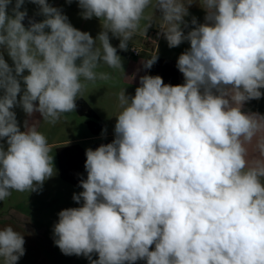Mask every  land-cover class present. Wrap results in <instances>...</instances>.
<instances>
[{
	"label": "clouds",
	"instance_id": "clouds-1",
	"mask_svg": "<svg viewBox=\"0 0 264 264\" xmlns=\"http://www.w3.org/2000/svg\"><path fill=\"white\" fill-rule=\"evenodd\" d=\"M28 2L45 18L26 28L25 0L11 14L13 0H0V201L55 175L47 137L36 124L21 131L12 109L50 124L75 112L89 82L112 79L98 68L122 69L109 33L127 50L152 7L170 48L190 43L177 60L184 83L144 75L134 96L119 93L115 138L86 150L73 196L83 203L58 213L55 244L90 264H264V116L242 110L264 96V0H77L82 18L103 21L95 39L47 0ZM193 3L205 22L193 17L185 34ZM24 244L0 228V264H17Z\"/></svg>",
	"mask_w": 264,
	"mask_h": 264
},
{
	"label": "crops",
	"instance_id": "crops-1",
	"mask_svg": "<svg viewBox=\"0 0 264 264\" xmlns=\"http://www.w3.org/2000/svg\"><path fill=\"white\" fill-rule=\"evenodd\" d=\"M25 2L28 3L29 6L28 9H24L27 11L26 18L28 21L32 20L35 22H40L45 18L42 14H40L38 5L30 3L28 2V0H25ZM47 2L52 7L61 10L62 14H68L70 16V19H68V21L71 23V25L83 32L90 33L93 39H95L102 31L103 21H101L100 19L96 17H93L91 19L82 18V9L78 6L77 0L74 6H72V4L66 3L64 0H47ZM9 7L11 9L13 5H10ZM188 11L189 15L185 17V20L189 22V28L184 29L185 33H187V31H189L190 28L193 27L190 23L193 17L197 19L198 23L202 24L205 22L204 17L206 13L198 3H193L188 8ZM145 15L150 16L151 20H153L152 31L148 32L147 30L145 35L144 29L150 21H141L140 30H138L134 34L132 40L129 41L127 46V50L129 47L137 48L138 53L133 56H128L127 50L119 49L120 40L109 33L110 43L113 47L117 48V55L121 58L123 70H113L108 68L106 65H102L96 71L107 72L111 75L112 79L108 81L97 80L95 83L89 82L87 87L82 92L81 96L78 97L83 99L86 104L92 109L97 118L105 125L104 129L97 135H91L86 127V119L84 118L83 120H77L79 119L77 117L82 116H79L76 112H74L76 115L74 116V120L76 119V121H80V126L78 129L79 131L75 129L76 126L73 129L70 126H65L64 128V124L62 123V116L57 121V124L54 127L53 131H48L47 129H43V131H41L47 137V140H52L48 142L49 145H52L53 147L52 155L55 169V175L51 177V181L59 179L62 182L68 183L61 179L59 175L58 165L56 161L57 148L70 145H78L86 153V150L90 148L92 143L104 142L115 138V116L118 115V113L121 111L118 95L123 89H125L126 96H134L135 89L140 86V77L144 75H159L160 77H162L165 84L176 83L178 81H180V84L184 83L183 74L177 68V60L179 55L184 52L183 48L180 45L174 48H170L168 46V42L164 38L160 30L162 27L161 17L155 14L154 8L150 7L149 9H147ZM25 27L27 28V26ZM45 31L50 30L45 29ZM0 51H2V49H0ZM3 55L5 61L9 64V66H13V61L8 56L6 51L3 52ZM154 55H157V61L152 65L150 69L145 68L144 62ZM27 74L28 72L27 70H25L24 75ZM21 86L23 88L22 81ZM19 95H22V93ZM19 95L17 98L18 100ZM251 102L253 104H257L255 100H251ZM246 103L247 102H245L244 105H246ZM20 109H22V107L18 104L12 110L17 116L21 113ZM25 115L29 116L28 114ZM29 117L31 118V120L35 118L37 121L43 119L39 112H34ZM81 124L82 127H84L86 130H83V128L81 130ZM0 143H3L5 148L7 147L6 141H0ZM255 144L256 138H254L252 144L248 145L250 155L255 154ZM139 261H137L136 264H138Z\"/></svg>",
	"mask_w": 264,
	"mask_h": 264
},
{
	"label": "rangeland",
	"instance_id": "rangeland-1",
	"mask_svg": "<svg viewBox=\"0 0 264 264\" xmlns=\"http://www.w3.org/2000/svg\"><path fill=\"white\" fill-rule=\"evenodd\" d=\"M64 1L68 3L67 0ZM75 2L76 0H72L68 4L74 6ZM28 8V3L25 2L21 7V11ZM9 14H11L10 7ZM64 15L70 19L68 14ZM180 46L183 51H186L190 48V43L185 41ZM261 91L264 92V89H261ZM0 94H2V91H0ZM254 100L257 104H253L250 100L243 106L242 110L264 116V96ZM20 112L16 119L21 131L25 130L26 123L28 126L36 124L37 130L40 132L43 129L53 131L57 124V122L50 124L43 119L37 121L33 118L31 120L29 116L25 115L23 109H20ZM74 116H76L74 112L62 115V123L64 128L70 126L73 129L76 126L75 129L79 131L80 121L74 120ZM77 118H79L77 120L84 119V117ZM82 128L86 130L81 124V130ZM50 141L52 140L48 139V142ZM49 146L52 149L51 154H53V147L52 145ZM80 192V189L68 183L59 179L51 181V178H49L39 191L30 193L13 191L7 199L0 201V228L10 225L14 230L24 234L25 254L18 260L17 264H90V260L85 256L63 254L55 244L56 237L53 231L54 225L58 222V213L61 210L82 205V200L80 203L73 200L74 194ZM91 258L93 260L98 259V255L93 253ZM138 264H146V261L140 260Z\"/></svg>",
	"mask_w": 264,
	"mask_h": 264
},
{
	"label": "trees",
	"instance_id": "trees-1",
	"mask_svg": "<svg viewBox=\"0 0 264 264\" xmlns=\"http://www.w3.org/2000/svg\"><path fill=\"white\" fill-rule=\"evenodd\" d=\"M155 14L157 16H160L159 12L155 11ZM29 21L27 20V18H25V20L23 21L24 25L28 27ZM149 23L151 24V27L148 28V32H151L153 20H150ZM178 84H180V81L171 83V85ZM76 105L77 107L75 112L79 116H82L86 119V127L91 135H97L104 129L105 125L97 118L95 113L83 99L78 98L76 101ZM112 141L113 139L104 142L92 143L90 148L95 150L101 144H108ZM56 161L61 179L83 190L80 187V181L87 178V173L84 167L86 155L82 148L78 145L59 147L56 149Z\"/></svg>",
	"mask_w": 264,
	"mask_h": 264
},
{
	"label": "built area",
	"instance_id": "built-area-1",
	"mask_svg": "<svg viewBox=\"0 0 264 264\" xmlns=\"http://www.w3.org/2000/svg\"><path fill=\"white\" fill-rule=\"evenodd\" d=\"M137 53H138V50L135 47H129L127 50L128 56H133V55H136Z\"/></svg>",
	"mask_w": 264,
	"mask_h": 264
}]
</instances>
